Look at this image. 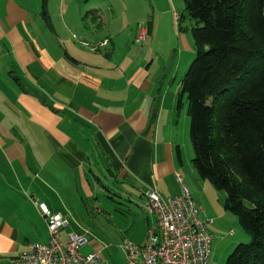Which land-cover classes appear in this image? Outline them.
Listing matches in <instances>:
<instances>
[{
    "label": "crops",
    "instance_id": "1",
    "mask_svg": "<svg viewBox=\"0 0 264 264\" xmlns=\"http://www.w3.org/2000/svg\"><path fill=\"white\" fill-rule=\"evenodd\" d=\"M138 9L137 0H0V264L49 242L39 203L69 219L65 243L88 235L72 221L87 202L116 194L142 206L145 236L129 240L143 245L150 190L175 197L185 183L201 208L215 194L194 167L186 105L164 89L166 70L135 47L138 34L120 37ZM105 39L96 50L81 43ZM84 247L127 264L121 246L110 259L94 238Z\"/></svg>",
    "mask_w": 264,
    "mask_h": 264
},
{
    "label": "trees",
    "instance_id": "2",
    "mask_svg": "<svg viewBox=\"0 0 264 264\" xmlns=\"http://www.w3.org/2000/svg\"><path fill=\"white\" fill-rule=\"evenodd\" d=\"M196 57L178 107L190 119L193 164L225 191L253 239L226 264H264V0H185ZM46 8L44 14L46 15Z\"/></svg>",
    "mask_w": 264,
    "mask_h": 264
},
{
    "label": "rangeland",
    "instance_id": "3",
    "mask_svg": "<svg viewBox=\"0 0 264 264\" xmlns=\"http://www.w3.org/2000/svg\"><path fill=\"white\" fill-rule=\"evenodd\" d=\"M137 5L139 11L135 10V14L125 25L122 22L119 24L120 37L121 39L136 37L137 34L139 37V24L148 29L149 34L147 33L146 37H150V42L146 39L139 46L135 44V47L149 54L154 60V67L166 70L164 89L170 91L175 101H178L182 78L197 53L192 35L195 21L186 10L185 0H137ZM133 33L135 35H132ZM77 37L81 36L77 34ZM123 44L124 42L120 43V45ZM186 117V139L189 143V117ZM207 183L212 184L208 181ZM109 187L112 192H117L112 184H109ZM211 187L215 194H206L207 207L205 205L202 207L205 211L204 219H212V216L215 219L214 224H209L210 231L215 235L211 264H226L232 250L239 243L252 241L253 237L241 227L237 216L226 210V192L217 190L213 185ZM115 195L107 193L96 196L97 198L85 204V210L77 212L74 218L72 217V221L80 225L78 227L81 231H89L88 239L94 238L102 246L108 247L103 253L109 259L122 255L119 246L132 234L140 238L145 236L142 219L137 218L134 213L137 209L144 216L141 202L139 201L138 207L134 204L130 206L128 201ZM135 221H139V224ZM216 226L219 231L215 229ZM63 239L65 240L66 237ZM84 246H82V252L88 253V247Z\"/></svg>",
    "mask_w": 264,
    "mask_h": 264
},
{
    "label": "built area",
    "instance_id": "4",
    "mask_svg": "<svg viewBox=\"0 0 264 264\" xmlns=\"http://www.w3.org/2000/svg\"><path fill=\"white\" fill-rule=\"evenodd\" d=\"M138 41L147 39L148 29L139 24ZM105 39L95 45L81 43L96 50L108 44ZM181 181V178L179 176ZM147 212L154 218L146 235V242L138 245L126 239L121 245L127 264H210L214 235L209 229L212 219H204L202 208L185 183L181 195L164 197L157 190L147 193ZM46 219L49 242L29 243L27 248L12 257L8 264H111L100 251L82 252L88 242L87 233L71 232L67 242L61 240V230L69 225L62 214L52 213L39 203Z\"/></svg>",
    "mask_w": 264,
    "mask_h": 264
}]
</instances>
